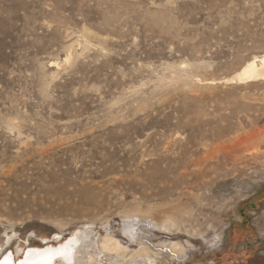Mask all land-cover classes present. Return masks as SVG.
I'll return each mask as SVG.
<instances>
[{"label":"rangeland","instance_id":"1","mask_svg":"<svg viewBox=\"0 0 264 264\" xmlns=\"http://www.w3.org/2000/svg\"><path fill=\"white\" fill-rule=\"evenodd\" d=\"M263 55L264 0H0V258L264 264Z\"/></svg>","mask_w":264,"mask_h":264},{"label":"bare ground","instance_id":"2","mask_svg":"<svg viewBox=\"0 0 264 264\" xmlns=\"http://www.w3.org/2000/svg\"><path fill=\"white\" fill-rule=\"evenodd\" d=\"M235 79L243 82L264 81V55L248 62L235 76ZM140 217L151 221V227L159 231H167L175 228V223L171 221V216H162L160 219H156L151 217V215L147 216V214H141L139 218ZM136 218H138V216H136ZM139 236L140 235L135 233L134 228H129V231H126V238H128L131 243L140 242L142 244L141 241L143 238ZM55 239H60V237L56 236ZM118 239L112 235L104 236L100 238L99 244L97 245V242L91 240L90 236L84 233H77L73 238L66 241L65 244L59 245L58 247L47 248L42 251L28 250L17 263L16 260L14 261L13 253L10 252L0 261V264H103L101 258L105 257V255H108L109 259L112 261H114L113 258L115 257L120 258L121 261L123 257L126 256L125 249L128 248L121 245ZM152 253V250L143 244L136 253L130 254L131 258L128 260V263L154 264V259L159 256V254Z\"/></svg>","mask_w":264,"mask_h":264},{"label":"water","instance_id":"3","mask_svg":"<svg viewBox=\"0 0 264 264\" xmlns=\"http://www.w3.org/2000/svg\"><path fill=\"white\" fill-rule=\"evenodd\" d=\"M250 207H253V208H255V205H251ZM63 244V243H62ZM10 252H8V253H6L4 256H2L1 258H0V261H2V259L7 255V254H9ZM11 260H12V262H13V259L11 258ZM20 259H18V260H16V263L19 261ZM15 261V260H14Z\"/></svg>","mask_w":264,"mask_h":264},{"label":"crops","instance_id":"4","mask_svg":"<svg viewBox=\"0 0 264 264\" xmlns=\"http://www.w3.org/2000/svg\"><path fill=\"white\" fill-rule=\"evenodd\" d=\"M259 196H261V195H259ZM255 197H258V196H255ZM253 199H254V198H253ZM250 202H252V201H250ZM250 202H249V203H250ZM249 207H250V206H249ZM251 226L253 227V226H254V224H251Z\"/></svg>","mask_w":264,"mask_h":264}]
</instances>
